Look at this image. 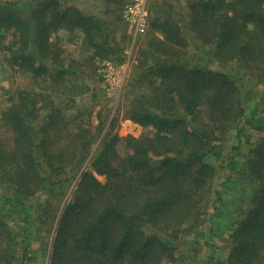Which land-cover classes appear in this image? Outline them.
<instances>
[{
    "label": "trees",
    "instance_id": "16d2710c",
    "mask_svg": "<svg viewBox=\"0 0 264 264\" xmlns=\"http://www.w3.org/2000/svg\"><path fill=\"white\" fill-rule=\"evenodd\" d=\"M39 4L37 11H31L32 30H27L33 33L39 50L47 46L51 32L66 28L79 30L83 45L94 49V55L121 61L122 48L118 56H112L116 53L112 46L110 53L101 50L102 39L107 42L101 22L77 7L63 6L59 0H40ZM186 4L188 30L203 43L212 45L215 59L235 60L258 78L264 77L263 0H186ZM170 5L171 0H155L149 6V37L140 45L134 66V72L142 76L140 80H146L145 89L129 101L124 111L125 118L153 126L155 134L141 138L127 136L131 153L126 157L96 159L99 171L106 173L105 183L97 181L90 172L84 173L78 190L72 192V205L58 219L57 233L51 236L52 248L44 264H91L95 258L104 264L126 260L128 264L157 263L161 252L156 246L165 248L163 235L145 233L141 230L143 225L176 235L184 220L191 223L187 230L201 221L212 192L214 169L203 164L202 158L217 132L221 134L235 127L238 135L243 106L232 76L210 67L189 65L179 58L176 47L186 46V42L182 26L166 14ZM13 11L0 6L1 23L10 19L19 26L26 25ZM123 28L126 38L125 23ZM25 35L21 38L23 42ZM157 54L164 56L158 59ZM16 104L6 110L14 133L12 147L7 149L0 142V182L7 181L17 197L0 214V233H4L8 243L0 242V264L12 263L18 242L26 257L30 245L28 221L37 223L38 228L45 227L42 225L48 220L43 221V217L50 215L55 198L40 200L36 205H26L25 201L53 185L50 178L60 176L68 161L45 149L44 158L37 159L33 153L37 146L28 122L30 116L34 117L32 103L23 96V101ZM47 125L46 129H54L52 116ZM258 127L264 130V119ZM48 141L43 139L39 145ZM201 144L207 149L199 148ZM79 164V160L74 163ZM244 164L253 195L246 215L229 235L228 254L214 258V264H264V136L251 147ZM214 207L212 216L220 211ZM14 213L24 214L20 218L24 231L8 224ZM57 244L64 252L56 251ZM23 261L30 264L26 258Z\"/></svg>",
    "mask_w": 264,
    "mask_h": 264
},
{
    "label": "rangeland",
    "instance_id": "374dc122",
    "mask_svg": "<svg viewBox=\"0 0 264 264\" xmlns=\"http://www.w3.org/2000/svg\"><path fill=\"white\" fill-rule=\"evenodd\" d=\"M39 1L0 0V6L6 7V10H14L26 23L19 26L10 19L2 23L0 21V142L5 143L7 149L12 147L14 133L8 119L9 111L6 110L17 105V102L21 103L25 96L33 106L34 117L30 116L28 122L37 146L34 155L42 160L45 149L53 156L65 157L68 161L60 176L50 178L53 185L45 192L42 190L34 193L25 201L26 205H36L40 200L55 198L50 215L43 217V221H46L45 218L48 220L42 225H46L45 227L38 228L37 223L28 221L31 223L28 239L30 245L26 257H23L24 252L18 242L11 264H24L25 261L22 260L25 258L30 264L46 263L53 243L51 236L56 232L58 219L63 210L72 205V192L78 190L84 173L90 172L97 181L105 183L106 173L99 171L96 159L107 156L126 157L131 153L126 144L127 136L141 138L155 134L153 126H143L124 116L129 101L145 89L146 80H140L142 76L134 72V66L138 61L140 45L149 37V21L145 32L124 38V23L120 16L124 4L129 0H59L63 6L77 7L83 14L102 23L107 42L102 39L101 50L107 52L113 48L116 53L112 56H118L121 48H131L123 88L118 96L112 97L105 94L95 74L96 63L102 57L95 56L94 49L83 45L79 30L59 28L50 33L47 46L39 50L33 33L27 31L32 30L29 27L34 22L31 11L38 10ZM152 1L155 2L147 0L149 17ZM171 4L166 9V14L182 26L186 42V46L176 47L180 52L179 58L189 65L210 67L232 76L238 84L243 115L237 125L238 135L236 136L235 127L221 134L217 132L215 139L209 144V151L202 158L203 164L214 169L211 178L212 192L208 195L201 221L187 230L186 226L191 223L184 220L176 235L163 233L151 225H143L141 230L163 235L165 248L156 246L161 252L159 261L150 264H214V258H224L228 254L231 245L229 235L232 228L246 215L253 195L249 191V172L244 163L251 147L264 136V130L258 127L264 119V77L258 78L253 72L240 67L235 60L223 62L215 59L212 45L203 43L188 30L189 11L186 0H171ZM23 34H26L25 42L21 40ZM155 34L162 36L157 31ZM163 56L157 54L158 59ZM50 116L53 117L54 129H46ZM43 139H48L51 143L48 141L49 144L39 145ZM109 147L112 150L108 151ZM202 147L203 150L207 149L205 144L199 146ZM78 160L80 164L75 166L74 163H78ZM15 199L17 197L14 196L13 188L7 181H1L0 214ZM214 206L220 210L216 216H212L215 213ZM220 212L222 215H219ZM23 217V213H14L8 219V224L18 231H24L23 221L20 220ZM170 231L174 233V229ZM244 234L243 231L241 238ZM6 240L1 231L0 242L7 245ZM57 247V252H64L60 251L59 244ZM100 260L95 258L90 263L104 264ZM119 264H128V261Z\"/></svg>",
    "mask_w": 264,
    "mask_h": 264
},
{
    "label": "built area",
    "instance_id": "2783aa9c",
    "mask_svg": "<svg viewBox=\"0 0 264 264\" xmlns=\"http://www.w3.org/2000/svg\"><path fill=\"white\" fill-rule=\"evenodd\" d=\"M121 15L128 35L145 32L149 21L147 0H129L124 4ZM130 53L131 48L126 47L122 50L121 61L106 57L96 63L95 74L106 95L116 97L121 92L130 64Z\"/></svg>",
    "mask_w": 264,
    "mask_h": 264
}]
</instances>
